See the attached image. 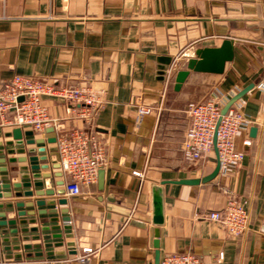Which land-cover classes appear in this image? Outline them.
Returning <instances> with one entry per match:
<instances>
[{"label": "crops", "instance_id": "0c3cea01", "mask_svg": "<svg viewBox=\"0 0 264 264\" xmlns=\"http://www.w3.org/2000/svg\"><path fill=\"white\" fill-rule=\"evenodd\" d=\"M226 39L233 41L234 58L223 73L190 70L177 87L179 72L197 51ZM15 74L89 86L105 103L86 123L75 114L78 105L46 98L60 130L25 135L31 129H22V145H7L13 138L5 133L12 129L0 126V184L8 182L1 180L5 175L17 183L27 181L23 174L49 172L44 190L65 188L50 140L75 128L96 133L108 161L82 195L0 198V213H5L0 221H6L0 225V264H156L157 252L160 258L192 252L204 264H264V0H0V87ZM214 96L254 121L236 138L244 160L208 182L178 183L202 179L217 166L216 150L195 164L183 159L187 105ZM142 106L153 109L140 116ZM44 155L45 161L30 160ZM44 163L48 169H31ZM154 184L164 190L165 221L159 227L153 223ZM18 190L35 191L1 188L0 193ZM53 198L67 202L53 205ZM229 198L245 203L249 213V228L237 238L207 218ZM15 219L17 224L8 223ZM31 219L36 222L19 223ZM86 247L95 250L88 262L73 259Z\"/></svg>", "mask_w": 264, "mask_h": 264}, {"label": "built area", "instance_id": "2783aa9c", "mask_svg": "<svg viewBox=\"0 0 264 264\" xmlns=\"http://www.w3.org/2000/svg\"><path fill=\"white\" fill-rule=\"evenodd\" d=\"M46 98L59 99L78 105L75 114L91 123L105 103L102 93L89 86L57 85L38 78L15 74L0 87V126L31 129L43 134L49 128L60 130L61 122L50 115L44 105ZM225 101L220 96L203 102H190L186 112L190 119L183 144V159L195 164L217 150L221 174H229L240 167L245 153L236 146L238 134L253 124V120L240 108L222 112ZM153 108L142 106L139 115L144 116ZM249 144V141L245 142ZM57 161L64 176L65 193L68 197L83 194V187L98 181L99 171L107 165V155L99 136L84 128H75L67 134L56 135ZM144 177V172L134 171ZM207 218L219 223L231 236H242L249 228V213L245 203L229 198L221 210L212 211ZM95 250L83 249L75 260L85 263ZM223 258V255H220ZM70 259V260H73ZM159 264H204L197 254L167 253Z\"/></svg>", "mask_w": 264, "mask_h": 264}, {"label": "water", "instance_id": "95a60500", "mask_svg": "<svg viewBox=\"0 0 264 264\" xmlns=\"http://www.w3.org/2000/svg\"><path fill=\"white\" fill-rule=\"evenodd\" d=\"M234 58V44H233V41L230 40V39H226L223 41V43L218 46V47H205V48H202L200 49L199 51L196 52V57L194 58H191L189 59L188 61V64H187V69L185 70H181L178 74V77H177V87H180L181 84L184 82V80L186 79V77L189 75V72L190 70H193V71H197V72H209V73H223L225 71V67H226V63L229 62V61H232ZM163 60V59H162ZM164 61V60H163ZM165 70H166V67L165 66H161L160 67V75L161 76V79H164V74H165ZM230 106V103L227 104V106H225L222 110L223 113H225L228 108ZM50 130H53V128H50ZM33 134V131L30 130V131H26L25 132V135H32ZM5 136L6 137H12L13 138V141H15V143L13 141H9L7 142L6 144L9 145V146H12L14 144H17V145H22L24 144V133H23V130L21 128H14L12 129L10 132H6L5 133ZM51 142H56V137H53L51 138L50 140ZM34 140L31 139V140H27V143H33ZM1 145V144H0ZM55 150L57 149L56 146L53 147ZM40 150H45V148H42ZM15 150H9L8 152L9 153H13ZM19 153H23L24 150L23 149H19L17 150ZM36 150L35 149H30L29 152H35ZM217 152V150H216ZM26 158H24L22 161H25ZM31 161L33 162H37V161H45L47 160V156L44 155V156H41L40 158H38L37 156H32L30 158ZM10 162H16L17 159L15 158H11L9 160ZM2 162H5V160H2ZM56 166H60L59 163L56 164ZM49 168V164H33L31 165V169L32 170H39V169H48ZM4 170L6 168H3ZM29 167L28 166H22L20 168V170H28ZM219 170H220V163L218 161L217 163V166L215 168V170L205 176L204 178L202 179H183V180H180L178 183H181V184H190V185H195V184H199L200 182H208L212 179H214L218 173H219ZM101 175V173H100ZM51 174L49 172H45V173H42V172H34L32 174H23L21 176V178L23 180H27L25 182H17V183H12L11 182V179H10V176L9 175H5V176H2L1 177V180L2 181H8V182H2L0 184V189L1 188H5V189H11V188H14V189H19V188H32L34 187L35 191L34 190H27L25 192H20L19 190L16 191V192H6V193H0V198L4 197V198H10L13 194L15 197H22L23 195L24 196H27V197H30V196H33L34 194H36V196H42L44 194H47V195H54L55 192H57V194H64L65 193V189L64 188H60V189H57L55 190L54 188L53 189H46L44 190V180L45 178L47 177H50ZM63 181H60L58 182V184H62ZM162 184H165L162 183ZM152 198H153V223L154 225H156L157 227L161 226L164 224V221H165V216H164V190H163V187L162 185H159V184H154L153 187H152ZM52 201V204L55 205L57 203V201L60 203V204H65L67 202V199L66 198H59V199H56V198H53ZM43 202L42 200H37V205H42ZM28 206H33L34 203L32 202H29V204H27ZM18 206H23L21 203H18L17 204V207ZM7 207L8 208H13L14 207V204L13 202L12 203H9L7 204ZM1 208V206H0ZM58 212L57 209H55V213ZM62 212H68V209L64 208L62 210ZM40 214L42 212H39ZM19 215H25V212H19L18 213ZM30 215H34L35 212L34 211H30L29 212ZM0 216H5V213H0ZM64 220L66 222H68L70 220V217L69 216H65L64 217ZM28 221L30 223H34L36 222L35 219H31V220H20L19 223L20 224H26L28 223ZM9 224H17V220H10L8 222ZM6 224V221H0V225H4ZM65 229H71V225L70 224H66L65 225ZM22 232L26 233L28 232L29 230L27 228H23L21 230ZM31 231H34V232H37L38 231V228L34 227V228H31ZM13 232L17 233L18 232V229L15 228L13 229ZM5 233V231H4ZM68 236H72V234H68ZM39 237V236H36V238ZM57 237H61V234H58ZM24 240H27L28 239V236H26L25 238H23ZM72 245H73V242H71ZM26 247V246H25ZM19 248V247H18ZM73 253H76L75 251ZM159 261H160V253L157 252L156 253V264H159Z\"/></svg>", "mask_w": 264, "mask_h": 264}]
</instances>
